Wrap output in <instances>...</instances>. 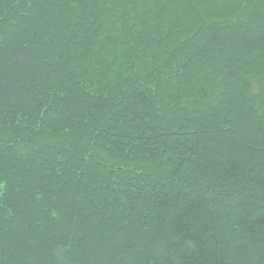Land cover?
Wrapping results in <instances>:
<instances>
[{
	"label": "trees",
	"instance_id": "16d2710c",
	"mask_svg": "<svg viewBox=\"0 0 264 264\" xmlns=\"http://www.w3.org/2000/svg\"><path fill=\"white\" fill-rule=\"evenodd\" d=\"M0 264H264V0H0Z\"/></svg>",
	"mask_w": 264,
	"mask_h": 264
}]
</instances>
